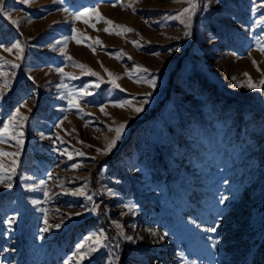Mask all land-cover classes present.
Masks as SVG:
<instances>
[{
  "label": "rangeland",
  "instance_id": "obj_1",
  "mask_svg": "<svg viewBox=\"0 0 264 264\" xmlns=\"http://www.w3.org/2000/svg\"><path fill=\"white\" fill-rule=\"evenodd\" d=\"M196 3L186 29L187 3L173 0H3L20 23L0 12V44L23 42L24 54L0 48V153L19 151L13 187L0 185V264H264V0ZM97 82L79 111L69 104ZM21 103L18 145L3 127ZM13 159L0 155V176ZM40 181L50 199L29 190ZM98 232L105 246L80 260Z\"/></svg>",
  "mask_w": 264,
  "mask_h": 264
},
{
  "label": "snow or ice",
  "instance_id": "obj_2",
  "mask_svg": "<svg viewBox=\"0 0 264 264\" xmlns=\"http://www.w3.org/2000/svg\"><path fill=\"white\" fill-rule=\"evenodd\" d=\"M32 2H34V0H24V3L26 5L29 4V3H32ZM54 2H55V0H54ZM173 2H185V3H187V6L184 7L177 15L179 17H183V19H181L180 22L184 25V27L186 29H190L191 28V22H192V19H193V15L195 14L197 6H198L197 3H196V0H173ZM2 3H3V0H0V4H2ZM129 6H131V5H129ZM0 12H4L5 13V18L9 19L13 25L19 26L20 21L11 19L10 15H8L6 13L5 9L0 8ZM91 12L96 14V17H97L98 20L103 19L102 17H100L99 13L95 9H92ZM83 15H85V14L84 13L79 14L76 17V19L77 20L80 19V17L83 16ZM85 22H87V21H85ZM104 22L106 24H109V25L112 24L111 21L105 20ZM255 23L257 25H259L260 23H264V20H257V21H255ZM113 28L114 29H122L124 32H131L132 31L131 29L124 28V26H122V25H115V26H113ZM104 31L105 32H109V29L105 28ZM72 32L75 34L76 33V29L73 28ZM109 34H111V33H109ZM116 34L119 35L120 33L117 32ZM184 35L186 37L190 36L191 32L190 31H185ZM56 43L63 45L62 41H57ZM77 43H80V41L77 40ZM95 43L96 44H100L101 42L99 41V39H97L95 41ZM132 43H133L134 46H138V42L133 41ZM88 47H91V45H88ZM0 48H2L4 51L8 52L9 54H14L16 60H22L23 59V54H24L23 42H13L9 46H4V45L0 44ZM92 50H93V52H95V49H92ZM259 50L262 53H264V46H261V48ZM63 51L64 50H63V47H62L61 48V54H63ZM68 59H71V57H68ZM253 63H255V62H253ZM10 66L13 67V68H16V67H19V64L13 63ZM73 66L74 67H78L81 70L82 73H87V74H90V75H96L94 72H91L89 69H86L85 66L82 65V64H74ZM55 71L58 72V73H63V69H56ZM141 71L147 72L148 69H141ZM107 75L110 78L112 77V73H110V72H108ZM245 75H247V74H245ZM66 78L76 79L77 77L72 76V77H66ZM29 79H32V78L29 77ZM109 82L112 83L115 86V79H110ZM145 83H147L149 85V87H151L153 89L156 87L155 78L147 80V81H145ZM261 85H264V80L261 81ZM240 86H243V85H240ZM10 87H11V85L9 83L5 82L4 88H10ZM64 87H66V85H64ZM248 87L254 89L256 86L254 84H252L251 82H249ZM94 88L95 89L100 88V82H97V83H94V84H89V85L85 86L84 88H82L79 92H76V93L69 92L68 93L69 104L76 106L77 110L79 111L80 110L79 109V100L83 99L86 96L93 95L94 93L91 91V89H94ZM123 90L124 89H121V91H123ZM3 95H4L3 90H0V97H2ZM150 95H151V93L145 94L146 97L150 96ZM73 96H75L76 99H72L71 97H73ZM138 103H139L138 107H132V109H131L135 113H140V112L144 111V105H147L149 103V101H148L147 98H145V99L139 101ZM125 104L131 106V101H125ZM26 107H27L26 103H21L20 106L15 110L14 114L10 117L8 123L4 124V127H3V132H7L9 124L13 125V135L11 137H9V138L10 139L11 138L16 139V143L18 145H22L23 144V132L20 129L23 128L24 123L28 120V117L26 115H23L21 113L20 109L21 108H26ZM118 107H124V105H119ZM28 111L30 112L31 109H28ZM99 111L101 113L107 115V113H105V108L104 107H100ZM57 127H60V125L58 124ZM124 128H125V124L124 123H120L118 127L114 128V129L113 128H109L108 129L109 131L114 132L115 135L106 144V147H105V150H104V154H108V153L112 152V150L117 147L118 141L121 138V135H122V132H123ZM57 139H59V137H57ZM97 151L99 152L100 150L97 149ZM61 154L63 155L64 153H61ZM78 154L79 155H83V153H78ZM0 155L13 156L14 157V159L12 160V163H11L10 170L7 171V173L4 176H0V185H2L3 187H5L7 189H11L13 187V185L11 183V178L15 174L16 167H17V160L15 159V157L19 156V151L15 152V153H0ZM71 158H72L71 154H69V159H71ZM77 167H79V165H73V168H77ZM2 168H3V166L0 165V169H2ZM48 176L51 179L52 174L48 173ZM61 187H62V185H61ZM39 189H43V195H44L45 199H50L51 198L50 195H49V191H48V189L45 186V182L44 181H40L39 184H36L34 186H29V190H39ZM63 191H64V194H69V192H70L72 195H81L83 193V190L80 189V188H77V189H74V190L63 189ZM53 195H55V193H53ZM109 195H116V193L110 192ZM88 199H91V197L89 196ZM228 199H229V196L228 195H224V196H222V198H220L219 203L220 204H224L225 201H227ZM127 207H129L131 209L133 206L132 205H127ZM75 215H81V213L80 212H76ZM15 220H16L15 216L11 217L8 220V224L11 225L13 222H15ZM45 222L47 223V221H45ZM48 227H53V225H48ZM54 227L59 228L60 225H54ZM116 227L120 228L121 225L116 224ZM215 230H216L215 228L211 229V231H215ZM42 231H47V228L42 229ZM151 234L152 235H156L155 232H152ZM163 235H167V233H164ZM120 236L124 237L123 232L120 233ZM124 238L127 239V240H132L133 239L130 236L124 237ZM87 239L90 240V241H93L95 246L94 247H90L86 252H80V254H79V259L80 260L85 259L90 253H95L99 249H101V248H103L105 246L104 241H105L106 238H105L103 232L93 233ZM160 239H163V236H161ZM218 243H219V240H216L215 244H218ZM215 244L213 246H215ZM83 248H84V244H80V245L77 246V251L79 252V250L83 249Z\"/></svg>",
  "mask_w": 264,
  "mask_h": 264
}]
</instances>
